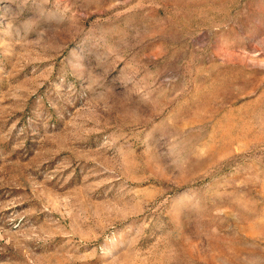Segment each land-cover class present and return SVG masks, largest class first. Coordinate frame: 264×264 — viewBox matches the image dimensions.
Segmentation results:
<instances>
[{
  "label": "rangeland",
  "instance_id": "374dc122",
  "mask_svg": "<svg viewBox=\"0 0 264 264\" xmlns=\"http://www.w3.org/2000/svg\"><path fill=\"white\" fill-rule=\"evenodd\" d=\"M0 264H264V0H0Z\"/></svg>",
  "mask_w": 264,
  "mask_h": 264
}]
</instances>
